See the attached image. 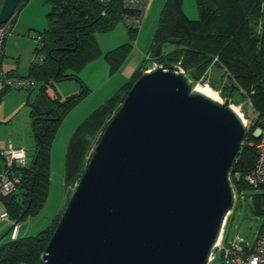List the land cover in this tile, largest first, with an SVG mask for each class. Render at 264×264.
I'll list each match as a JSON object with an SVG mask.
<instances>
[{
	"label": "water",
	"instance_id": "obj_1",
	"mask_svg": "<svg viewBox=\"0 0 264 264\" xmlns=\"http://www.w3.org/2000/svg\"><path fill=\"white\" fill-rule=\"evenodd\" d=\"M20 2L1 1L0 24ZM32 107L52 111L46 94ZM246 135L227 101L193 90L182 73L144 72L105 126L42 262L207 264L233 207L229 173Z\"/></svg>",
	"mask_w": 264,
	"mask_h": 264
},
{
	"label": "trees",
	"instance_id": "obj_2",
	"mask_svg": "<svg viewBox=\"0 0 264 264\" xmlns=\"http://www.w3.org/2000/svg\"><path fill=\"white\" fill-rule=\"evenodd\" d=\"M27 1L21 0L17 11ZM194 1L198 14L195 20L185 15L183 0L165 1L153 32L149 54L163 68L179 64L184 76L193 84L199 82L212 66L221 68L230 79L226 87L228 91H240L247 104L250 102L256 118L254 122H248L249 132L229 173V180L237 194L232 211L242 190H255L257 193L252 195L253 214L263 220L264 187L251 188L244 182V177L256 157L251 130L263 126L264 122V0ZM46 2L50 7L45 17L46 28L36 34L41 36L42 44L33 52V55H42L43 59L41 62L33 59L25 77L37 83V96L47 95V88L60 81H75L80 91L62 101L47 95L52 107L48 116L41 117L33 109L30 111L35 140L32 161L20 172L21 182L17 192L2 199L4 212L12 220L20 218V222L43 209L49 193L50 152L57 130L90 93L79 74L86 65L101 56L95 34L109 33L122 22L124 16L135 14V11L125 9L120 0H112L108 4L99 0ZM127 31L130 42L103 54L110 76L119 72L133 49L137 31L128 28ZM169 39H179L180 42L170 44L172 50L166 53L161 50V54L155 57L156 45L160 44L163 48ZM144 67L142 65L129 82L94 109L72 133L63 168V181L68 190L82 176L93 146H96L107 122L141 76ZM26 105H29L28 101ZM69 193L71 195L72 190ZM60 216L36 235L0 242V264H44L41 256Z\"/></svg>",
	"mask_w": 264,
	"mask_h": 264
},
{
	"label": "rangeland",
	"instance_id": "obj_3",
	"mask_svg": "<svg viewBox=\"0 0 264 264\" xmlns=\"http://www.w3.org/2000/svg\"><path fill=\"white\" fill-rule=\"evenodd\" d=\"M165 1L166 0H149L148 7L143 15L141 29L137 32L134 43L132 44L133 49L126 62H124V66L122 65V69L120 68V71L113 76L109 75L108 66L103 59V54L109 51V49L112 50L124 43L130 42V35L128 34L126 26L122 22L118 23L109 33L95 34V39L101 51V56L86 65V69L80 73L81 75H79L81 80H83L84 83H87H85L87 85L85 86L89 89L90 93L62 121L57 130L51 147L52 152H50V154H52V159L50 158L51 167L48 198L39 214L28 217L19 222V237L36 235L46 227L50 226L54 219L60 216L64 211L71 196L69 191L72 190L73 192L75 185L77 184L76 183L68 190L63 181L64 158L68 141L76 127L94 109L111 97L122 85L129 82L133 77V74L139 70L142 65L145 66L142 68L143 73L148 67H151V60H148L149 58L147 54L150 51L153 32L157 26L158 16ZM40 4V2H37V4L32 5L28 9L30 15L36 17L40 16L42 13L45 17V14H43L44 6H41L42 4ZM46 6L47 9L50 8L47 3ZM183 11L189 19H197L198 14L194 0H183ZM23 17L27 18L26 14H24ZM35 37L36 33L30 31V38ZM33 44L35 45L34 39ZM172 49V45L166 44L162 48V51L166 53ZM204 78L211 84H209V86L215 92L218 102L223 104L227 101L231 109L235 110L240 118L242 117L244 120H247V123L249 121L251 123L255 121L256 115L252 108L247 104L245 98L240 94V91L229 92L228 88H226L230 83V79L223 69L212 66L208 73L200 80L204 81ZM189 81L192 85L193 82L191 80ZM196 87H198L197 83L193 84V88L195 89ZM37 89L38 88L30 94L24 90L7 91L5 93L6 99H4V106L1 110L2 114L0 113V120L5 119L0 122V149H6L9 147L25 149L27 152L26 167L31 164L35 147L29 113L33 109L30 104L32 105L36 98ZM46 91L49 97H56L62 101L66 97L78 93L80 91V86L75 81H60L49 86ZM26 101L29 102L28 106L24 105ZM94 147L95 146H93L91 153ZM232 190L234 205L237 194L235 193L233 185ZM255 193H257L255 190H242L240 192L233 211L231 209V213H229L226 218L225 230L226 238L228 240L239 236L248 245L254 243L263 221L261 217L253 214L252 195ZM2 212H4V204L1 201L0 214ZM10 227L9 224L0 220V242H6L10 239ZM213 264H218V260Z\"/></svg>",
	"mask_w": 264,
	"mask_h": 264
},
{
	"label": "built area",
	"instance_id": "obj_4",
	"mask_svg": "<svg viewBox=\"0 0 264 264\" xmlns=\"http://www.w3.org/2000/svg\"><path fill=\"white\" fill-rule=\"evenodd\" d=\"M99 1L104 4H108L112 0ZM120 1L125 9L135 11V14L133 15L124 16L122 18V23L126 26V28L136 30L138 32L141 29L143 15L148 7L149 0ZM17 12L18 11L16 10L7 21L0 24V57L4 41L10 35ZM34 42L35 47L39 49L42 44L41 36L36 35ZM148 58V60H151V67H148L145 72H151L157 67H160L163 70H168L167 68H163L161 65L154 62L150 56ZM33 59L35 62H41L43 56L34 54ZM173 69L176 72H182L184 75V71L179 64L173 66ZM197 84L209 85V81L204 78V81L199 80ZM36 86L37 83L32 78L9 74L0 69V99L2 95L9 90H24L26 92H33L36 89ZM248 105L251 107L250 102ZM241 119L247 129V120H244L242 117ZM248 132L249 131L247 129V133ZM251 137L255 142L254 147L256 157L251 170L244 177V182L249 187L256 189L264 187V122L263 126H257L255 129L251 130ZM249 143L250 145L253 144L252 141ZM26 160L27 153L21 148L9 147L0 150V202L2 199L17 192L21 182L20 172L27 166ZM228 214L224 218L219 238L211 249L207 264H213L216 260H218V264H264V219L258 230L254 243L252 245H248L239 236H236L231 240L226 238L225 223ZM0 220L11 226L9 232L10 240H15L19 237L20 225L15 224V220L10 219L6 212H2L0 214Z\"/></svg>",
	"mask_w": 264,
	"mask_h": 264
},
{
	"label": "crops",
	"instance_id": "obj_5",
	"mask_svg": "<svg viewBox=\"0 0 264 264\" xmlns=\"http://www.w3.org/2000/svg\"><path fill=\"white\" fill-rule=\"evenodd\" d=\"M37 2H40L42 4L40 5L44 6L43 14H45V17L47 13L49 12L50 8L49 9L46 8L47 7L46 0H28L26 4H24L18 10L14 24L10 31V35L6 38V40L4 41L3 47H2V52H1V57H0V69L3 72L14 74V75L21 76V77L27 76L28 68L33 60V52L35 48V45L33 44L34 38H30V31H33L37 34L38 32H41L46 28V21H45L46 18L44 17V15H42V13L40 16L35 17V16L30 15V12H28V9L32 5L37 4ZM24 14H26L27 18L23 17ZM147 55L149 57L150 54L148 53ZM86 67L87 66H85V68L81 71V73L86 69ZM81 81L83 82V80ZM85 83L83 82L84 85L87 84ZM37 94L38 93H36V97H37ZM4 99H6L5 93L2 95L0 99V113L1 114H2L1 112L2 107L4 106ZM24 105L27 106L26 103ZM5 118H8V117H5ZM1 120H5V119H1ZM16 148H19V147H16ZM51 159H52V154H51Z\"/></svg>",
	"mask_w": 264,
	"mask_h": 264
},
{
	"label": "bare ground",
	"instance_id": "obj_6",
	"mask_svg": "<svg viewBox=\"0 0 264 264\" xmlns=\"http://www.w3.org/2000/svg\"><path fill=\"white\" fill-rule=\"evenodd\" d=\"M197 85H198V87H196L195 89L192 86V89L204 94L205 96H207L213 100H216V101L218 100L215 92L211 89V87L209 85H200V84H197Z\"/></svg>",
	"mask_w": 264,
	"mask_h": 264
}]
</instances>
